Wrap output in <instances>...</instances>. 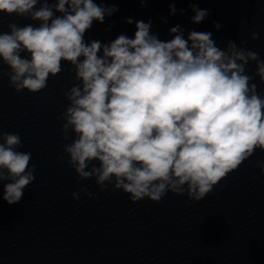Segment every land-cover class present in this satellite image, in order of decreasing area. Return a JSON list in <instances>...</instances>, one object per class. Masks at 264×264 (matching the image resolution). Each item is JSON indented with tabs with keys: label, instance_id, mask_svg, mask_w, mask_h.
<instances>
[{
	"label": "clouds",
	"instance_id": "clouds-1",
	"mask_svg": "<svg viewBox=\"0 0 264 264\" xmlns=\"http://www.w3.org/2000/svg\"><path fill=\"white\" fill-rule=\"evenodd\" d=\"M189 7L195 24L208 16ZM169 9L175 14V3ZM117 11L95 0H0V13L39 22L0 32V61L9 69L3 75L17 93L35 94L69 62L76 83L64 91L69 103L58 119L71 142L57 159L67 155L78 182L94 179L100 191L111 185L133 203H159L169 192L199 202L256 149L264 151V94L253 82L264 83V59L234 41L217 46L211 32L192 30L185 38L179 24L161 40L151 20L137 21L134 37L85 41L94 20L103 23ZM21 146L19 133H0L2 198L9 205L35 180L32 154ZM257 166L264 174V162ZM81 194L96 195L81 187L72 199Z\"/></svg>",
	"mask_w": 264,
	"mask_h": 264
},
{
	"label": "water",
	"instance_id": "water-1",
	"mask_svg": "<svg viewBox=\"0 0 264 264\" xmlns=\"http://www.w3.org/2000/svg\"><path fill=\"white\" fill-rule=\"evenodd\" d=\"M95 2L114 4L118 11L103 23L94 20L85 41L134 37L136 22L151 20V32L161 40L171 39L170 29L179 24L185 38L192 30L211 32L217 46L234 41L264 59V0H144L143 6L141 0ZM172 3L175 14H170ZM192 4L208 11L199 24L192 22ZM129 17L132 24L125 22ZM12 23L39 24L0 13V32L9 31ZM253 33L259 39L252 40ZM68 63L62 61L61 72L33 94L11 88L3 75L9 69L0 61V133H19V150L31 152L29 166H36L34 182L14 205L3 200L5 182L0 181V264H264V174L257 166L264 162V151L256 149L199 202L169 192L159 203L148 198L133 203L111 185L100 191L94 179L78 182L67 155L57 159L71 142L63 140L58 119L69 103L63 93L76 83ZM247 71L255 74V62ZM253 82L264 94L259 77ZM81 187L95 198L81 194L73 200L72 193Z\"/></svg>",
	"mask_w": 264,
	"mask_h": 264
}]
</instances>
